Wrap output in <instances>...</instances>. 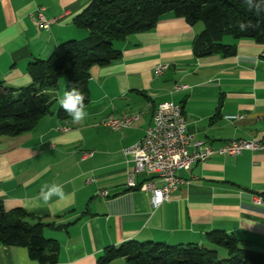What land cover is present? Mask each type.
<instances>
[{
	"label": "crops",
	"instance_id": "crops-1",
	"mask_svg": "<svg viewBox=\"0 0 264 264\" xmlns=\"http://www.w3.org/2000/svg\"><path fill=\"white\" fill-rule=\"evenodd\" d=\"M90 1L0 0L2 85L16 91L30 84L31 62L67 40L86 38L88 30L74 18ZM39 6L45 17L56 18L49 28L36 24ZM201 29L200 22L165 14L151 30L115 41L117 59L89 68L82 121L58 114L62 76L45 91L50 113L21 134L0 136V203L7 210L23 208L33 215L31 223H50L43 234L58 245L56 260L40 263L24 246L0 244V264H100L107 247L128 240L208 246L206 235L213 230L252 246L263 243L264 150L213 154L178 169L181 182L157 207L150 192L139 189L147 181L159 186L154 175L140 173L135 187L126 184L133 163L122 149L143 136L160 102L179 104L186 133L214 149L236 139L264 142L263 45L231 37L225 41L235 44L233 54L196 57L192 42ZM157 64L167 65L160 74ZM109 116L136 118L112 130L104 123ZM54 185L62 187L64 198L54 195L44 203L41 191ZM105 264L130 263L117 257Z\"/></svg>",
	"mask_w": 264,
	"mask_h": 264
},
{
	"label": "trees",
	"instance_id": "trees-1",
	"mask_svg": "<svg viewBox=\"0 0 264 264\" xmlns=\"http://www.w3.org/2000/svg\"><path fill=\"white\" fill-rule=\"evenodd\" d=\"M167 13L191 25L202 24L192 42L196 57L233 54L235 44L224 42L225 36L250 39L264 48V0H91L74 18L77 26L88 30L86 38L67 40L47 58L31 62L30 84L13 91L0 82V136L21 134L50 113L51 100L45 91L54 89L62 76L66 78L64 92L80 89L86 104L89 68L117 59L121 52L115 41L151 30ZM58 114L69 115L61 104ZM32 218L21 207L7 210L0 203V244L24 246L30 259L54 262L58 245L43 234L51 224L40 218L31 223ZM206 239L208 246L128 240L107 247L99 263L122 257L130 264H264V241L252 246L222 230L207 233Z\"/></svg>",
	"mask_w": 264,
	"mask_h": 264
},
{
	"label": "built area",
	"instance_id": "built-area-1",
	"mask_svg": "<svg viewBox=\"0 0 264 264\" xmlns=\"http://www.w3.org/2000/svg\"><path fill=\"white\" fill-rule=\"evenodd\" d=\"M44 7L36 8L35 20L37 26L49 28L56 18H47L43 14ZM264 55V52H263ZM167 65L157 64L156 74H160ZM136 116H109L105 121L112 130L128 127ZM66 130V129H63ZM192 150L189 151L188 148ZM244 150H264V142L256 140H230L218 148L206 144L203 140H193L186 133V121L182 107L173 101L158 103L153 111L151 123L144 130L143 136L135 143L122 149L124 155L131 156L132 168L127 171V186L135 187V176L140 173L154 175L161 184L151 181L143 182L139 189L149 191L153 207L169 200L171 193L181 180L176 176L178 169H188L197 161H204L213 154L238 155ZM90 154V153H84ZM105 196V191H99ZM256 203H261L260 197H255Z\"/></svg>",
	"mask_w": 264,
	"mask_h": 264
},
{
	"label": "clouds",
	"instance_id": "clouds-1",
	"mask_svg": "<svg viewBox=\"0 0 264 264\" xmlns=\"http://www.w3.org/2000/svg\"><path fill=\"white\" fill-rule=\"evenodd\" d=\"M84 100L85 95L81 92V90L78 88H72L71 90L64 92L63 97L60 100V104L73 119V121L80 122L87 115L85 111ZM54 195L60 197L61 199L64 198V193L61 186L54 185L53 187L49 188L47 192L42 190L40 193V199H42L44 203H47ZM29 264H32V262L29 261Z\"/></svg>",
	"mask_w": 264,
	"mask_h": 264
},
{
	"label": "rangeland",
	"instance_id": "rangeland-1",
	"mask_svg": "<svg viewBox=\"0 0 264 264\" xmlns=\"http://www.w3.org/2000/svg\"><path fill=\"white\" fill-rule=\"evenodd\" d=\"M225 39H228V40H229V39H231V37H230V36H225V37L223 38V41H224V42H226ZM63 77H64V76H63Z\"/></svg>",
	"mask_w": 264,
	"mask_h": 264
},
{
	"label": "bare ground",
	"instance_id": "bare-ground-1",
	"mask_svg": "<svg viewBox=\"0 0 264 264\" xmlns=\"http://www.w3.org/2000/svg\"><path fill=\"white\" fill-rule=\"evenodd\" d=\"M63 129H67V127H64Z\"/></svg>",
	"mask_w": 264,
	"mask_h": 264
}]
</instances>
